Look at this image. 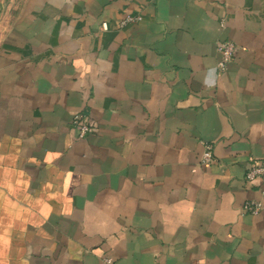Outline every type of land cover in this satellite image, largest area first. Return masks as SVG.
Returning a JSON list of instances; mask_svg holds the SVG:
<instances>
[{
  "label": "crops",
  "instance_id": "1",
  "mask_svg": "<svg viewBox=\"0 0 264 264\" xmlns=\"http://www.w3.org/2000/svg\"><path fill=\"white\" fill-rule=\"evenodd\" d=\"M253 160L264 0H0V264H264Z\"/></svg>",
  "mask_w": 264,
  "mask_h": 264
},
{
  "label": "built area",
  "instance_id": "2",
  "mask_svg": "<svg viewBox=\"0 0 264 264\" xmlns=\"http://www.w3.org/2000/svg\"><path fill=\"white\" fill-rule=\"evenodd\" d=\"M140 17H130L127 16L120 22V26H124L133 21H139ZM102 30H107L106 23L102 24ZM217 51L219 54V60L217 62L218 70H224L228 62L234 57L236 53V46L230 41H221L217 45ZM72 125L77 130V137L79 139L85 138L93 133V125L88 121V119L77 114L72 119ZM214 161L213 147L210 143L205 144L204 151L201 155L200 163L204 166L211 164ZM245 180L249 183L259 181L262 186V192L264 193V160L262 161H252L251 167L247 170L245 174ZM261 204L259 202H249L243 203L241 210L243 213L257 215L261 211ZM104 264H111L110 259H104Z\"/></svg>",
  "mask_w": 264,
  "mask_h": 264
}]
</instances>
